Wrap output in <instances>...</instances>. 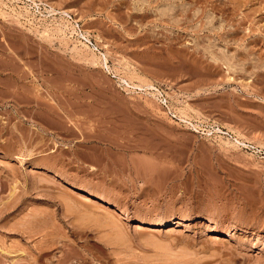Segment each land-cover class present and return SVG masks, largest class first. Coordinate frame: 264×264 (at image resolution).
Wrapping results in <instances>:
<instances>
[{
	"label": "rangeland",
	"instance_id": "rangeland-1",
	"mask_svg": "<svg viewBox=\"0 0 264 264\" xmlns=\"http://www.w3.org/2000/svg\"><path fill=\"white\" fill-rule=\"evenodd\" d=\"M0 264H264V0H0Z\"/></svg>",
	"mask_w": 264,
	"mask_h": 264
},
{
	"label": "bare ground",
	"instance_id": "bare-ground-1",
	"mask_svg": "<svg viewBox=\"0 0 264 264\" xmlns=\"http://www.w3.org/2000/svg\"><path fill=\"white\" fill-rule=\"evenodd\" d=\"M64 13H65V12H64ZM64 13H63V14H64ZM80 35H81V34H80ZM155 218H158V217H153L152 222H150V221H149V222H150L151 224H152V223L154 224V223H158V222L160 221V220H159L160 218H158V219H155ZM166 219H168V218H166ZM148 220H150V219H148ZM148 220H147V221H148ZM141 221H142V220H141ZM159 223H160V222H159ZM179 224H180V223H179ZM154 225H155V224H154ZM177 225H178V224H177ZM181 225H182V223H181ZM228 234H229V233H228ZM225 235H227V234H225ZM229 235H230V234H229Z\"/></svg>",
	"mask_w": 264,
	"mask_h": 264
}]
</instances>
